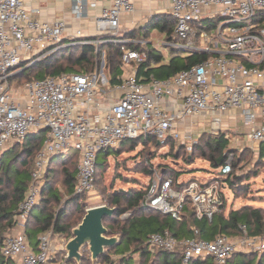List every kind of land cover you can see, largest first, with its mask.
I'll return each instance as SVG.
<instances>
[{
    "label": "built area",
    "instance_id": "1",
    "mask_svg": "<svg viewBox=\"0 0 264 264\" xmlns=\"http://www.w3.org/2000/svg\"><path fill=\"white\" fill-rule=\"evenodd\" d=\"M71 1L70 12L78 22L103 4L92 22L97 39L90 40L81 29L67 33L64 20L34 19L24 0H0V158L29 135L45 133L35 157L33 182L1 247L2 256L12 264H48L55 254L52 232L41 235L35 246L25 232L41 193L35 182H40L53 156L69 149L77 152L74 191L88 194L95 187L97 155L126 140L149 137L161 145L172 140L190 153L197 141L192 139V131L198 122L211 128L209 134L224 133L222 117L239 111L249 140L256 146L264 144V125H256L258 119L264 124V21L255 20L264 13V0H169L162 13L171 16L174 27L171 39L162 46L182 57L194 53L208 57L167 80L150 77L147 81L136 75L137 67L148 59L147 52L126 45L150 43L157 51L159 45L118 39L123 16L134 11L132 0ZM211 21L217 26L215 32L202 27L203 22ZM108 36L121 46L118 84L109 85L103 66L87 74L62 73L12 86L20 66L43 60L67 41L98 45ZM162 62H166L164 57ZM217 171L216 181H192L178 187L154 170L144 206L179 222L189 205L196 220L212 221L224 197L227 199L223 178L232 171L230 160ZM239 231L237 237L221 234L211 240H179L164 231L151 235L147 244L150 249L178 251L179 264L204 258L210 264H228L235 253L264 252V236L249 235L245 226Z\"/></svg>",
    "mask_w": 264,
    "mask_h": 264
},
{
    "label": "trees",
    "instance_id": "2",
    "mask_svg": "<svg viewBox=\"0 0 264 264\" xmlns=\"http://www.w3.org/2000/svg\"><path fill=\"white\" fill-rule=\"evenodd\" d=\"M147 20L146 26L125 30L118 39L122 41L149 40L150 29L154 26L157 27L160 21L162 22L159 27L160 32L166 35V40L171 39L174 27V21L171 16L154 14ZM255 20L258 23H262L264 21V13L257 14ZM89 39L94 40L97 38ZM103 40L105 42L98 45H79L77 41H67L65 47L53 52L43 60L29 67L20 66V72L15 75L14 79L18 85H22L29 81L58 76L62 73L87 74L99 67V55L102 51H105L107 61L104 64L103 72L108 79L109 85L118 84L122 76L121 46L111 42L109 36L103 38ZM126 46L132 50H144L147 52V61L141 63L136 69L137 78L141 79V81H147L150 77L156 80H167L182 70L202 63L208 57V55L202 53H194L190 56L182 57L176 54L174 50H170V58L168 61L162 62L163 56L161 52L152 48L150 43L146 46L132 44H127ZM152 61L155 65L151 64ZM156 64L160 65L156 66ZM44 134L41 131L29 135L22 143L14 145L0 158V264H12L10 260L2 256L1 247L6 236L12 230V218L27 192L34 169L35 157L42 146ZM228 145L229 138H226L224 133L216 135L202 133L190 153L184 147H176L175 142L172 140H167L164 145L158 144L157 141L149 137L126 140L118 148L103 150L97 155L95 185L99 172L106 163V159L118 154V151L125 147L135 148L136 146H141L146 148L151 146L155 151L167 147L168 151H174L173 157L175 159L178 156L180 158L185 156L184 161L187 166H191L197 159H202L209 163L210 168L217 171L227 162L230 155L233 156L235 153L240 152L228 148ZM153 153L155 152H151L149 155ZM259 155L260 157L264 155V144H261L259 148ZM155 157L156 154H153L148 164L146 163L140 170L143 176L147 178V182H149L154 170H156L151 164ZM77 165L78 154L72 149L50 159L48 168L43 175V186L40 193L41 203L34 206L26 224L25 232L32 246L36 245L38 235L40 236L47 232H52V238L65 235L71 238L72 229L82 220L75 221V224H72L73 226L69 224L70 213L80 208V205H82L80 201L84 197V194H75L74 191ZM30 168L31 171H29ZM159 168V174L162 179H172L173 184L178 187H184L188 184L178 180L184 173L194 174L198 172L197 168L193 167L185 170L168 165H160ZM58 171L60 173L59 185L67 196L65 200H62V195L52 185ZM257 175V171L243 178L231 173L226 175L223 179L227 184V192L231 191L235 197L240 192H247L249 188L243 182L248 181L250 178H255ZM215 177L208 183L216 181L217 178ZM147 186L148 183L145 188L142 187L138 190L132 188L122 193H114L111 197L110 203L115 212L112 218L104 220V226L107 230V236L113 235L112 231L118 230L117 234L120 237V241L115 247L106 250L95 264H135L132 253H138L142 259V261L138 260V264H179L181 258L178 251L170 253L158 248L150 249L147 244L151 235L163 233L164 231H168L174 238L179 240L194 237L211 240L221 234L240 236V226H245L249 235L255 236L264 233V210L244 206L238 210L230 211L225 216L226 197H224L219 212L212 221L196 220L189 205L185 207L182 221L173 220L169 216L152 211L144 206L143 198L147 192ZM126 214L128 215L125 218L120 219ZM195 231H197V234H195ZM151 250H154L157 254L149 262ZM258 255L259 258L257 259ZM113 256H117L118 259H113ZM210 263L211 260L209 258L192 262V264ZM64 264L77 263L65 261ZM79 264L93 263L88 256L82 255ZM228 264H264V252L261 254L235 253L229 259Z\"/></svg>",
    "mask_w": 264,
    "mask_h": 264
},
{
    "label": "rangeland",
    "instance_id": "3",
    "mask_svg": "<svg viewBox=\"0 0 264 264\" xmlns=\"http://www.w3.org/2000/svg\"><path fill=\"white\" fill-rule=\"evenodd\" d=\"M168 9V1L161 0L156 1L154 0H143L141 5L137 7V3H134V11L130 15L129 18V25L128 24H121L119 35L121 36L125 30L132 29L133 25L137 24L138 27L146 26L147 19H149L152 15H154L158 11L167 10ZM153 13V14H152ZM159 14V13H158ZM162 25L160 21L157 27H153L150 29L149 41L153 44V46L157 47L159 45V51L163 55L165 61H168L170 58V51L168 47L162 46L163 41L166 40V35L162 34L159 30V27ZM202 27L207 29L209 32H215L217 30V26L211 22H203ZM84 29V28H82ZM107 61V54L105 51H102L99 55V67L100 69L106 64ZM23 67V66H22ZM16 81H12V86H15ZM194 123H197L194 120ZM197 129L193 130V140H197L198 135L201 132L210 133L211 128L206 126L203 122H198L196 124ZM202 127H204L203 131H201ZM243 131V128L242 130ZM244 139V138H243ZM229 148V147H228ZM151 152H155L156 157L151 161L154 168L157 172H159L160 165H168L170 167H175L177 169H185L187 170L190 167L197 168L198 172L194 174H187L184 173L178 180L179 182H187L190 183L192 181H198L202 183H206L211 181L215 176H217L218 171L213 170L210 168L209 163L202 159H197L191 166H187L184 159L185 156L180 158L178 156L176 159L173 157L174 151H168L167 147L160 148L159 150H154L151 146L143 148L141 146H136L135 148L125 147L122 150L118 151V154L110 156L106 159V163L102 170H100L97 183L93 189L88 194H84L83 199L80 201L82 205L80 208L71 212L69 216V224H72L75 221L82 219L85 215V211L89 208L96 207V206H108L112 208V204L110 203L111 197L114 193H122L128 191L129 189H140L142 187H146L147 185V178L143 176L140 172L141 168L148 164L150 159L152 158ZM231 162L232 175H236L238 177L250 176L253 172L257 171L258 175L255 178H250L248 181H244L243 184L248 186L247 192H240L237 197L231 193V191H226L225 195L227 196L226 201V210L225 216L233 210H238L241 207L249 206L252 209H262L264 210V155L260 157L258 149L251 150L247 147H244L242 151L235 153L233 156L230 155L228 158ZM174 160V161H173ZM32 168V167H31ZM31 168L29 171H31ZM28 171V173H29ZM34 172V169H33ZM32 172V173H33ZM31 175V180L29 182L28 189L33 182ZM60 182V173L57 172L54 180L53 186L60 192L62 195V200L66 199V195L64 194L63 189L59 185ZM38 188L42 189L43 186V176L40 182H35ZM27 189V191H28ZM27 194V192H26ZM25 194V197H26ZM24 197V198H25ZM24 200V199H23ZM41 203V195L39 194L37 198V203ZM21 204V203H20ZM34 208V207H33ZM128 214L122 216L123 219ZM81 222V221H80ZM75 224V223H74ZM77 226V225H76ZM75 226V227H76ZM74 227V228H75ZM114 234L109 237L118 236V230L112 231ZM11 233V232H10ZM9 233V234H10ZM116 234V235H115ZM41 236V235H40ZM37 236L36 239L40 237ZM260 236H264V233ZM237 237V236H231ZM69 236H55L53 238V244L55 245V254L52 256L49 264H64L66 252L64 251L65 244L69 240ZM151 254L149 257V262L155 258L157 252L151 250ZM81 254L86 255L90 258V254L88 252V248L84 247L81 249ZM132 257L135 260V264H138V260L142 259L139 257L138 253H132ZM113 259H118L117 256H113ZM259 255L257 256V259Z\"/></svg>",
    "mask_w": 264,
    "mask_h": 264
},
{
    "label": "crops",
    "instance_id": "4",
    "mask_svg": "<svg viewBox=\"0 0 264 264\" xmlns=\"http://www.w3.org/2000/svg\"><path fill=\"white\" fill-rule=\"evenodd\" d=\"M27 5L28 10H30L31 15L34 19L43 20H64L66 22L67 33H72L75 29H81L84 34L89 37H95V32L93 30V19L99 15L103 4H98L96 7L88 11V16L86 19L81 21H75L71 15V0H24ZM143 0H132L133 5L137 3V7L141 5ZM157 0H154L156 3ZM169 1V0H167ZM159 2V1H158ZM162 11H158L155 14H163ZM153 14V13H152ZM130 15V14H128ZM128 15H124L122 18L123 24L129 25ZM122 24V23H121ZM131 27V26H129ZM127 27V30L128 28ZM84 28V29H82ZM137 28V24L132 26ZM222 124L224 126V134L226 138H229L230 149H235L241 151L244 147L249 149H259L261 145H254L248 138V130L244 123L241 121L240 112H230L222 117ZM257 126H263V121L260 119L256 120ZM243 128V131H241ZM244 138V139H243Z\"/></svg>",
    "mask_w": 264,
    "mask_h": 264
},
{
    "label": "water",
    "instance_id": "5",
    "mask_svg": "<svg viewBox=\"0 0 264 264\" xmlns=\"http://www.w3.org/2000/svg\"><path fill=\"white\" fill-rule=\"evenodd\" d=\"M159 144V143H158ZM115 209L108 206H96L85 211L81 222L72 229L71 238L65 244V261L79 264L82 259L81 249L88 248L93 264L104 255L105 251L119 244L120 237L107 236L104 220L112 218Z\"/></svg>",
    "mask_w": 264,
    "mask_h": 264
}]
</instances>
